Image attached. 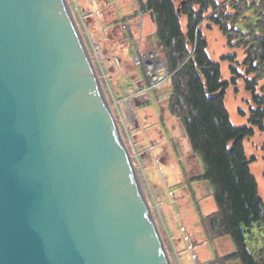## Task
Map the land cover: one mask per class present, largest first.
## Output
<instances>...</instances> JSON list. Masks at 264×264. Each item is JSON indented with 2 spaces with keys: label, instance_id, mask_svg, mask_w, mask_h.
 Masks as SVG:
<instances>
[{
  "label": "water",
  "instance_id": "95a60500",
  "mask_svg": "<svg viewBox=\"0 0 264 264\" xmlns=\"http://www.w3.org/2000/svg\"><path fill=\"white\" fill-rule=\"evenodd\" d=\"M0 264H170L65 0H0Z\"/></svg>",
  "mask_w": 264,
  "mask_h": 264
},
{
  "label": "rangeland",
  "instance_id": "374dc122",
  "mask_svg": "<svg viewBox=\"0 0 264 264\" xmlns=\"http://www.w3.org/2000/svg\"><path fill=\"white\" fill-rule=\"evenodd\" d=\"M65 1L131 159L170 264H223L221 258L234 252L233 243L227 236L210 241L203 234L202 218L215 212L217 207L206 182L190 183V179L200 174L203 167L192 151L180 121L168 112L170 84L167 76L164 77L166 68L159 72L161 78L156 79L147 64V55L154 53L160 62L164 61L154 49L151 16L146 13L139 14L138 19L131 17L134 11H138L137 0ZM109 7L118 20L126 19L121 29L136 25V36L130 40L134 48H128L129 42L124 40L111 52L104 45L107 24L102 15H111ZM257 8L252 7L247 14L252 20L258 19ZM212 30L210 34L203 28L210 41L208 53L213 60L219 61L222 56L233 52L227 48L226 39L218 29ZM136 51L140 55L137 56ZM236 53L241 61L243 52L238 50ZM228 66L222 63L224 80L231 77ZM242 70L239 69L240 74H243ZM248 78L259 81L256 93L263 96L264 70L250 74ZM251 96L240 80L228 88L226 106L234 126L247 124V117L241 116L239 111L250 115L249 110L256 107ZM263 149L264 132H257L247 141L246 152L248 156L256 157L250 168L264 202ZM245 238L253 254L264 256V224L255 225L246 232ZM226 264L240 263L229 261Z\"/></svg>",
  "mask_w": 264,
  "mask_h": 264
},
{
  "label": "trees",
  "instance_id": "16d2710c",
  "mask_svg": "<svg viewBox=\"0 0 264 264\" xmlns=\"http://www.w3.org/2000/svg\"><path fill=\"white\" fill-rule=\"evenodd\" d=\"M137 1L138 11L131 17L138 19L139 14L146 13L151 16L154 49L166 62L170 84L168 112L180 121L203 167L190 183L206 182L217 207L202 218L203 234L210 241L225 236L231 239L234 252L221 258L223 264L229 261L264 264V256L253 254L245 238L255 225L264 224V202L250 168L256 157L246 152L247 141L257 132H264V95L256 93L259 81L248 78L264 70V0ZM252 7L259 9L256 20L247 15ZM108 9L111 15H102L107 24L104 45L111 52L124 40L129 42L128 48H134L130 40L136 36V25L121 29L126 19L118 20L113 10ZM203 28L209 33L217 28L233 53L213 60ZM238 50L243 52L241 61ZM135 54L140 55L138 51ZM222 63L229 65V80H224ZM241 68L243 74L239 73ZM239 80L251 93L256 107L249 110V116L239 111L247 117V124L234 126L226 106V92Z\"/></svg>",
  "mask_w": 264,
  "mask_h": 264
},
{
  "label": "bare ground",
  "instance_id": "6f19581e",
  "mask_svg": "<svg viewBox=\"0 0 264 264\" xmlns=\"http://www.w3.org/2000/svg\"><path fill=\"white\" fill-rule=\"evenodd\" d=\"M146 60L151 74H153L156 79L159 78V72L164 69L163 64L158 60L156 55H147Z\"/></svg>",
  "mask_w": 264,
  "mask_h": 264
}]
</instances>
